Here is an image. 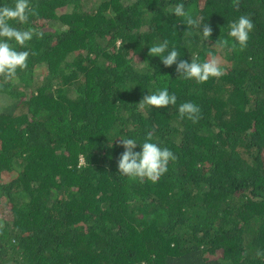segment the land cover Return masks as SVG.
<instances>
[{
  "label": "trees",
  "instance_id": "1",
  "mask_svg": "<svg viewBox=\"0 0 264 264\" xmlns=\"http://www.w3.org/2000/svg\"><path fill=\"white\" fill-rule=\"evenodd\" d=\"M179 2L30 0L9 21L43 35L12 41L27 66L0 75V264H264V0H182L207 39ZM240 15L247 46L220 47ZM165 39L223 73L185 79L149 54ZM165 87L175 105L141 106ZM149 133L176 156L167 172L119 174L118 135Z\"/></svg>",
  "mask_w": 264,
  "mask_h": 264
},
{
  "label": "clouds",
  "instance_id": "2",
  "mask_svg": "<svg viewBox=\"0 0 264 264\" xmlns=\"http://www.w3.org/2000/svg\"><path fill=\"white\" fill-rule=\"evenodd\" d=\"M32 12L30 0H14L12 6H9L6 0H0V75H3L6 79L15 78L18 69L27 66L30 55V50H18L12 46V41L20 46H26L33 36L43 35L34 27L20 29L9 23L10 20L21 24L27 23ZM172 14L175 17L183 18L181 22L186 21L187 25L198 28L205 39L211 36L212 28L201 20L194 18L191 11L186 9L182 0L172 9ZM253 27V21L247 15H240L238 19L229 23V38L220 37L216 42L220 47L231 46L235 49L238 44L242 49L247 46L249 34ZM149 54L159 57L164 66L175 64L176 71L182 72L185 79L195 78L198 82L207 81L210 77H218L224 71L215 58L205 62H198L192 58L190 61L187 59L178 60L180 57L177 48L172 47L169 49L167 39L150 46ZM176 102L175 93L170 94L166 87L157 89L150 95H144L140 101L141 106L149 105L157 108L175 105ZM178 111L182 118L187 115V118L193 122L199 119V105L191 101L181 103ZM118 136H120L119 144L123 148L117 161V171L121 175L133 179L138 178L141 181L147 178L155 182L162 174L167 172L169 161H175L176 159L171 149L161 147L153 142L151 133L142 142H138V137ZM138 146L140 150H137ZM108 147H111V144Z\"/></svg>",
  "mask_w": 264,
  "mask_h": 264
},
{
  "label": "rangeland",
  "instance_id": "3",
  "mask_svg": "<svg viewBox=\"0 0 264 264\" xmlns=\"http://www.w3.org/2000/svg\"><path fill=\"white\" fill-rule=\"evenodd\" d=\"M212 58H213V56L211 54H208V53L206 54L207 61L212 60Z\"/></svg>",
  "mask_w": 264,
  "mask_h": 264
}]
</instances>
